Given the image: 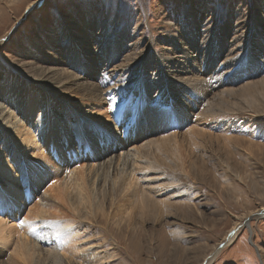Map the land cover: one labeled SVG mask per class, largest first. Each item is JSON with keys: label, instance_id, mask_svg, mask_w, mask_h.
I'll list each match as a JSON object with an SVG mask.
<instances>
[{"label": "rangeland", "instance_id": "obj_1", "mask_svg": "<svg viewBox=\"0 0 264 264\" xmlns=\"http://www.w3.org/2000/svg\"><path fill=\"white\" fill-rule=\"evenodd\" d=\"M96 19L105 23L107 41L122 42L120 36L126 37L125 44L120 43L119 57L108 58L106 73L117 64L125 65L130 57L137 60L139 66L146 63V58L152 64L157 57L163 61V69L172 58L175 62L186 63L184 56H196L185 44L189 30L192 34L197 29L195 42L198 43L208 25L209 43L220 40L226 47L236 46L232 55L227 54L228 48L216 52L220 60L243 61L248 49L253 51H250L252 57L257 55L254 50L264 47V0H0V108L7 105L0 115V139L3 134L11 136V141L15 138L12 131L5 128L6 120L19 121V125L28 122L30 129L27 130L33 132L31 122L41 114L45 128H49V144L42 152L47 157L34 155L36 149L28 144H21L17 152L20 161L24 159V163L30 164L29 172L21 179L29 183L19 184L23 189L28 188L29 193L23 195L26 202L19 210L15 209L8 220L16 234L7 246L0 243V264H9L11 260L23 264L10 250V243L18 236L22 239L23 233L28 239H35L36 247H41L27 256L31 263L48 264L45 250L52 245L37 242L44 224L37 226L40 220L32 208L38 213L44 209L49 214L77 216L74 221L79 224L77 233L89 243L90 251L95 249L98 255L94 258L95 264H203L215 248L218 250L210 264H264V86L259 87L260 82H264V70L239 79L233 86L219 87L213 96L210 95L209 106L204 107L196 104V98L201 95L199 86H193L191 97L184 96L183 99L186 92L183 87L187 86L179 80V73L183 71H174L180 69V65L172 67L166 74L169 76L167 81L176 85L173 90L175 96L180 97L166 95L167 104H162L159 94H151L142 107L148 112L137 120L134 118L133 122L130 121L132 116L125 111V101L116 105L94 101L85 98L81 88L64 87L53 83L54 77L42 75L44 66L49 67L46 69L51 73L62 71L58 68L70 69L64 65L67 61L62 57L64 50L60 45L56 46L59 49L57 57L50 58L53 62L44 63L43 58L32 55L36 48L50 47L52 39L57 38L62 43L65 36L69 43H76L88 60H98L99 50L90 53L86 50L102 45L92 41ZM175 42L186 47H183L184 54L175 53L177 57H173ZM247 65V62L242 64L245 68ZM191 66L188 61L186 69ZM100 75L97 73L95 79L99 81ZM140 76L141 83L143 79L144 83L151 79L148 73ZM250 84L255 86L252 88ZM256 86L258 91L261 90L260 94ZM242 89L253 97L254 103H251V97L243 95ZM29 100L30 105L27 104ZM7 109L9 112L5 114ZM32 109L36 111L34 116L28 114ZM153 112H159L157 117L154 116L159 122L151 120V126L145 131L146 118L149 119ZM128 120L133 125V128L129 127L133 136L124 142L129 148L134 147L128 164L122 167L120 163L118 174L109 163L88 172L90 161L85 154L89 148L85 147L84 155L76 151L78 141L84 137L83 132H98V145L103 148V139H113V143L115 140L121 142V137L125 139L122 130ZM192 129H195L193 135ZM66 130L68 134L65 135ZM168 138L174 141V147L171 145L166 151H159L161 142ZM67 145L76 149L72 160L69 154L66 159ZM51 147L62 148L59 154L65 159L60 162L50 151ZM11 148L9 141L5 148L0 144L1 152L5 154H11ZM144 149L147 150L145 153ZM112 153L117 159L119 148L104 153V156ZM160 155L164 156L161 158ZM146 157L153 161V168L145 167V164L142 167V163L148 162ZM156 159L159 163L154 161ZM81 168L83 179L76 184L74 177ZM154 168L169 172V177L144 181L156 171ZM147 182H152L147 189L153 195L152 203L160 201L158 207L155 203L157 210L145 206L144 196L134 190L135 186L142 187ZM177 185L185 187L177 195L192 199L173 203L170 194ZM82 196L86 202L80 199ZM81 202L87 207L80 206ZM75 206L81 211L71 210ZM232 231L235 233L227 242ZM65 262L67 264L68 260Z\"/></svg>", "mask_w": 264, "mask_h": 264}, {"label": "bare ground", "instance_id": "obj_2", "mask_svg": "<svg viewBox=\"0 0 264 264\" xmlns=\"http://www.w3.org/2000/svg\"><path fill=\"white\" fill-rule=\"evenodd\" d=\"M93 27H94V37H93L92 41L95 43H98V44L102 43V45L97 46V48L96 47L95 48H93V47L86 48V50L89 53L91 51L99 50L98 60H95V59L88 60L87 57L85 55H83L82 52H80V48L75 45L76 43H74V42L69 43L70 40L67 41L65 39V36L62 39V43L57 38L52 39V40H50V41H52V43H51L52 47L51 46L50 47L45 46L43 49H42V47L39 49L36 48L35 51L33 50L32 55L33 56L37 55V58H43L45 60V61H43L44 63L46 61L47 62H53L54 60H52L50 58H56L57 57V54H59V49H57L56 46L60 45L61 49L64 50L62 57H65V59L67 61V62H64V65L65 66L67 65V68H70V69L68 70L66 68H58L57 70L61 69L62 71H59V73H53V72L51 73V72H49V69H46L49 67L44 66V68H43L44 70H42V72H41L42 75L54 77L55 81L53 80V83H56L58 85H61L64 87H66V86L67 87H73L74 89L81 88L82 92L84 93V97L85 98L90 97V99H92L94 101H99L102 103L104 101V103L109 102L110 104L115 103V105H116V103H120V102L125 101L126 106H127L125 111L126 112L128 111V115L132 116L130 121L133 120L134 118H136L135 120H137L139 116L145 114L144 112H146V113L148 112V110L144 111L142 109V107L145 106L146 99H150V97H151L150 95L153 93L159 94L161 96L160 101L162 102V104H163V102L166 103L168 100L166 95L167 96L171 95L172 97H176V98L180 97L179 95L175 96V91L173 90L174 89L173 87L176 85L167 81V78H169V76H167L166 74L171 72L172 67H178L180 65V69H176L174 71H177V70L183 71L182 73H179V76H180L179 80L183 84L188 86V87L187 86L183 87V89L186 91L185 94L182 95L183 99L185 97H187V98L191 97V95L193 94V92L191 91V89H193V86H196V87L199 86V89L201 91V95L198 97V99L196 98V104H198V106L204 105V107H205V105L207 107L209 106L210 103L208 100L210 99V95L212 94V96H213V94H215L214 91L216 89H218L219 87H223L226 84L233 86L234 84H237L236 82L239 79L242 78V80H243L247 76H252V75H254V73H259V71L261 69L264 70V57H263L264 56V47H261L260 50H258V49L254 50V51H256L257 55L252 56V57H250V51L251 52H253V51L248 49L246 51V53L244 54L245 57H244L243 61L242 60L240 61L238 59L232 60V61H228L227 59L220 60L218 58V56L216 55V52L220 53V52H223L224 50H226L228 48L229 52L227 51V54L232 55V53L234 52V49H236L235 48L236 46L226 47V45H224V42H222L220 40H218L216 43H213L212 41H210V43H209V33L210 32H209L207 27H210V25H208L207 27L204 28V33H202L201 38L199 37L198 43L195 42L196 36L198 34L197 29H195L194 30L195 32H192V34L190 33L191 30H189V33L187 34L188 36L185 38V40L187 42L185 44H187L188 49H190V52L196 53L195 54L196 56L194 58H190L189 56H184L186 63L188 61H190L192 63L193 66H191L190 68L186 69V63L175 62L176 60H174V58H172L171 60H167V62H166L167 68L163 69V65H164L163 61L157 57H154L152 64L146 58V60H145L146 63L143 66L142 65L139 66L135 62L137 60H133V58L130 57V60L128 63H126L125 65L124 64L123 65L117 64V66H115L111 72L106 73L105 72V69H106L105 65H107V63L109 61L108 58L112 59V57L114 58L116 55L119 57L118 52L122 48L121 47L122 44H120V43L124 42V44H125L126 37L124 35L120 36L122 42H111V40L107 41L106 40L107 37L105 34L107 27H106L105 23L97 20L95 22V25H93ZM96 30H97V32H95ZM220 38H223L222 35ZM174 39H175V37H174ZM238 39H240V38L238 37ZM62 44H65V45H62ZM84 45L87 46L88 44L86 43ZM173 45H174L173 46V48H174L173 49V57H177L176 56L177 54H175L176 52L181 53L179 55H182L185 53V51L183 50L184 48H186L185 45L179 46L177 42H175V44H173ZM130 48H132V47H130ZM115 52H117L118 54H115ZM261 53L263 55L259 56V54H261ZM233 57H235V56H233ZM169 58H167V59H169ZM243 62H247V64H248L246 66L247 69L245 68V66H242ZM98 63H101L100 69L98 68ZM237 63L240 64L241 66H239ZM96 67L98 68L97 71L95 70ZM151 67H152V70L148 71L149 69H151ZM243 67H244V70H242ZM40 70H41V68H40ZM241 70L243 71L242 74H240ZM135 71H137V72H135ZM99 72L101 73V75H100L99 81H98L95 79V77H96L97 73H99ZM177 72H179V71H177ZM143 73H148L151 76V79L150 80L146 79L145 83H144V79H143L142 83L140 82V80H141L140 74H143ZM136 74H138V75H136ZM112 78H114V79H112ZM251 84H252V82H251ZM260 84H259V87L264 86V82H260ZM256 85H258V84H256ZM254 86L255 85H253L252 88ZM237 87H238L237 89L239 90L240 87L239 86H237ZM128 88H132V90H130ZM138 88H139V90H138ZM245 88H247V87H245ZM255 88H257V86ZM64 89L66 91H68L66 88H64ZM231 89H233V91H234V87L233 88L231 87ZM242 90H243L242 92H244L243 95H245V97H247V98L251 97L249 94H247L245 92V89H242ZM69 93H70V90L68 91V94ZM160 93H162V94H160ZM257 93H259V94L261 93V90L258 91V88H257ZM164 95H165V98L163 97ZM216 96H217V94H216ZM157 97H159V96L157 95ZM252 98L253 97H251V100L253 101ZM212 99H211V102H212ZM169 100H170V98H169ZM250 102L251 101H249V103ZM30 103H31L30 100L27 101L28 105H30ZM129 103L132 104V110H130V112H129ZM215 103H217V102H215ZM251 103H254V101ZM216 106H217V104H216ZM226 106H227V104H226ZM6 108H7V105L1 106L0 115H2L3 110ZM121 108H122V106H120L119 112H120ZM212 108H213V105H212ZM219 108H220V106H219ZM216 109H214V110H216ZM222 109H224V107ZM8 112H9V110L7 109L5 111V114ZM35 112L36 111L32 109V110L28 111V114L34 116ZM214 112L215 111H213V113ZM156 114H159V112H153L152 116H150L149 119H148V116H147V118L145 117L146 122H147V123H145L147 125L145 131H148L149 127L151 126V123L149 126V122L151 120L154 119V121L156 123L159 122V120H155V118H154V116ZM203 114H204V112H203ZM206 115H209V113L208 114L206 113ZM209 116H211V115H209ZM155 117H157V116H155ZM44 120L45 119H43V115L37 114V118H36L35 122H31V125H32L31 128L33 129V132H30V130H27V129H30L27 127L28 122H25V124L20 122V125H19V121L9 122L8 120H6V127L5 128L8 131H12V134L15 135L14 136L15 138H14V141H11V138H10L11 136H9V135L7 136V135L3 134L2 140L0 139L1 140L0 144H2L4 148L6 146L7 141H9L12 145L11 154H8V153L5 154V153L1 152V150H0V152H1L0 153V243L5 244V246H7V244L13 238H15L13 236L16 234V232L13 234L14 229L12 230L11 224H9L8 220L14 215V210L15 209L19 210V207H21L23 205V203L26 202L23 199V195L27 196V194L29 193L28 188L23 189V188L19 187V184H21V182H23L24 185L23 184L22 185L25 186L27 183H29V181H21V179L23 176L27 175L26 173L29 172V165L30 164L26 163V162L24 163V159L22 161H20L17 158L18 157L17 152L21 149L20 148L21 144L22 145L28 144L29 146H33L34 150L36 149V153L34 155H36L40 158L48 156V155L45 156L42 153L44 151L43 147H45V146L47 147V145L49 144V128H45ZM130 121L128 120V122L126 124H124V126H123L122 131H123L125 139H122V137H121V142H117L118 140L117 141L115 140L114 142L117 144L116 146H115V143H113V139L109 140L107 138L106 140L105 139L102 140L104 147L101 148L98 145V140H97L98 132H96L95 130H93V134H91L90 132H83L84 137H82V139L80 138L81 140L79 139L80 140V141H78L79 148L77 150L74 147H71L70 145H67L65 147L66 159H67V154L70 155L69 156L70 160L74 159L75 158L74 156L76 154L75 150L78 151L77 153H79V154L81 153L82 155H84L83 151L85 150V147L87 146L89 148V150L86 151L87 153L85 154V157H86V159H88L90 161V166L88 167V172H91L92 169H95L98 165H105V163H109V164H113L114 169L117 170L116 174H118V172H120L119 164L122 163V167L126 166L129 162V158L132 155V152H131L132 148L134 149V147L129 148V144L125 145V142H124L126 139L129 140L133 136V133L131 132V130H129L130 128H133V125H130ZM133 122H134V120H133ZM14 123H18V124H14ZM11 124L13 126H11ZM128 130H129L128 137H125V134ZM193 131H195V129L194 130L192 129V131H190L192 135L195 133V132L192 133ZM66 134H68L67 130L65 132V135ZM16 135H18L19 137L18 136L16 137ZM38 136H40V138ZM171 136H172V134H171ZM152 138L155 139V137H152ZM165 138L166 137H164L163 139H165ZM161 139H160V141H161ZM156 140H158L157 137H156ZM119 144L121 147H118ZM150 144H151V142H150ZM173 144H174V141L171 140V138H168L167 141L164 140L161 142L160 147L161 146L162 147H161V149H159V151H161V152H162V150L166 151L167 147L168 146L170 147ZM123 146H124V148H123ZM173 147H174V145H173ZM117 148H119V150H120V154L117 157V159L115 156H113V153L108 155V156H104V153L114 152ZM125 148H126V150H123ZM53 149L54 148L51 147L50 151H52L53 154H55V157L58 156V159L61 162L62 161L61 159L64 157H63V155H61V153L59 154V151L61 152L62 148L58 147L57 150H55V149L53 150ZM112 149H115V150L110 151ZM145 149H144V153L147 151V150L145 151ZM148 149H149V147H148ZM88 152H91V153H88ZM136 152L138 153L137 150H136ZM72 153H74V156H72ZM144 153H143V155H144ZM160 154H163V153H160ZM174 154H175V152H174ZM4 155H7V156L11 155V156L10 157H4ZM167 155H168V153H167ZM167 155H165V156L167 157ZM163 156H161V158ZM166 157H164V158H166ZM140 159H141V157H140ZM143 159H144V157H143ZM146 159L148 162L142 163V167H144L143 164H145V167L153 168L151 166V163H153V161L148 160L149 158H147V157H146ZM166 159H163V160H166ZM158 160H159V157H158ZM176 160H178V159L176 158ZM154 161H156V163H159V162H157V159ZM21 162H23V165H21ZM164 162H166V161H164ZM168 162H171V161H168ZM31 163H33V162H31ZM138 164H140V163H138ZM108 166H111V165H108ZM154 169L156 170L153 173L155 175L149 174L150 178H147L146 180L144 179V181H148L150 179L153 180L155 177L156 178L157 177L158 178L169 177V175H168L169 172L167 173L166 171H163V170H157L156 168H154ZM147 175H148V173H147ZM82 179H83V171L81 168L80 171L79 170L76 171V176L74 177V182L76 184H79V182ZM94 179L97 180L98 178L95 177ZM152 182H147L148 184H144V186H142V187H139V186H138V188L136 186L134 187V190L136 193H141V195L144 196L143 201H144V204H146L145 206H150V208L152 206L155 207V203H156V206L160 205V204H158V203H160V201L152 203L153 195L151 192H149L151 190L149 189V191H147L149 183L151 184ZM154 182H156V181H154ZM172 182H174V181L172 180ZM177 186L178 187H175L172 190L173 193L170 194L172 196V197L171 196L170 197L172 199H174L173 203H176L178 200L179 201L180 200L186 201V200L192 199V197L188 198L183 194L177 195L178 193H181L185 189L184 186H179V185H177ZM154 187H156V186H154ZM85 192H86V190H85ZM153 192H155V191H153ZM60 199H62L61 196H60ZM80 199H83L86 202V200L84 199V196H82ZM164 199L167 200V198H164ZM164 199H162L163 202H165ZM163 202H161V203H163ZM71 206H74V205L72 204ZM80 206H82L83 208L87 207L86 203H83V202L80 203ZM97 207H99V205H97ZM157 207H155L156 210H157ZM159 208H160V206H159ZM29 209H31V208H29ZM32 210L34 213H36L37 217L40 220V221H38V224L40 226L36 222L37 226L41 227L44 224V226L41 229V231H42L41 234L38 235L37 242L39 241L40 244L47 243L48 245H52L51 248L45 250V255L48 258V264H62V262H64V264H66V262H67V261L65 262L66 259L68 260L67 264H72V263L73 264H76V263H78V264L79 263L80 264H95L94 258L98 257V255L95 252V249H93V250L91 249L92 251H90V247L88 246L89 243L87 244V242L84 241L82 234L77 233L79 224L74 222L75 219L77 218V216L75 218V217H72L68 214L58 215L57 212H51L49 214L48 210H44V209L41 210L40 213H38L37 211L35 212L33 208H32ZM71 210L81 211L79 206H75V207L71 208ZM28 213L30 214V212H28ZM77 214H78V212H77ZM50 219L52 221H50ZM60 219H62V220L60 221ZM36 220H38V219H36ZM58 221H60V222L58 223ZM50 222H52V224H49ZM72 222H74V223H72ZM81 222L86 223L85 221H81ZM27 228H28V226H27ZM49 230H51V231H49ZM19 233H20V231H19ZM234 233H235L234 231H232L230 233L229 237L227 238V242L230 238H232ZM25 234L26 233L21 234L22 239H20L18 236L16 241H12L10 243V250H11L12 256H14L16 259L20 260L21 262H23V264H32L31 258H27V256H29V255L31 256V254H33L35 251L38 252L39 250H41V247H36L34 245L35 239L34 240L28 239ZM217 250H218V248H215L214 251L206 257L203 264H210L211 260L213 259V256L215 255V252H217ZM9 264H16V263H15V261L11 260V262L9 261ZM44 264H45V262H44Z\"/></svg>", "mask_w": 264, "mask_h": 264}, {"label": "water", "instance_id": "obj_3", "mask_svg": "<svg viewBox=\"0 0 264 264\" xmlns=\"http://www.w3.org/2000/svg\"><path fill=\"white\" fill-rule=\"evenodd\" d=\"M220 249V248H219Z\"/></svg>", "mask_w": 264, "mask_h": 264}]
</instances>
